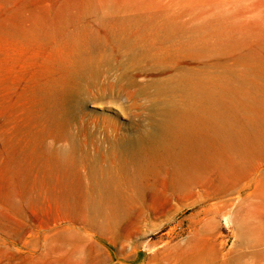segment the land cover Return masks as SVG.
Masks as SVG:
<instances>
[{"label": "rangeland", "instance_id": "rangeland-1", "mask_svg": "<svg viewBox=\"0 0 264 264\" xmlns=\"http://www.w3.org/2000/svg\"><path fill=\"white\" fill-rule=\"evenodd\" d=\"M85 41L99 59L54 100L67 63L58 52L72 60ZM182 75L236 111L228 146L207 148L189 193L173 162L154 175L135 157L158 87ZM227 84L236 93H222ZM256 95L264 0H0V264H264Z\"/></svg>", "mask_w": 264, "mask_h": 264}, {"label": "bare ground", "instance_id": "bare-ground-1", "mask_svg": "<svg viewBox=\"0 0 264 264\" xmlns=\"http://www.w3.org/2000/svg\"><path fill=\"white\" fill-rule=\"evenodd\" d=\"M149 23L150 22H148V24ZM146 27L149 26L146 24ZM163 28L161 27V29ZM147 29L149 30L150 28ZM157 30L158 32L160 31L159 29H156V31ZM118 31L121 32V40L125 41L128 39L129 33L127 32V35L125 28L121 27ZM86 32L90 31H85V33ZM144 32H146V30ZM147 32L149 34L150 31ZM173 32L177 33L176 30ZM136 33H138V31ZM159 33H161V31ZM172 33L171 35L175 34ZM82 34L84 33L82 32ZM146 35H140L141 41L146 40ZM151 36L150 38H153V36ZM71 39H69V41ZM146 41H148V39ZM193 42L194 40L190 41V44H194ZM87 44L88 43L85 41L84 48L74 51L75 58L72 60L68 58V51L62 50L58 52L59 56L67 60V63L64 75L58 82L53 94L54 100L63 99L68 94L77 91L78 86L74 82L77 78L76 76L80 75L88 66L91 67L93 62L99 59L97 54V56L95 55L94 57L93 55H89L90 49L87 47ZM152 44L153 43L148 44L149 49L153 47ZM144 45L147 46L146 43ZM171 48L172 47L165 51L166 55L169 57L172 56L174 54L173 51H175ZM82 56H84V58ZM138 57V53H132V60ZM83 65H85V67H83ZM177 81H179L176 82L178 84H174V86L165 84L158 87L159 97L153 109V127L149 134L142 136L141 140L135 145V157L138 159L140 167H142L141 172L144 173L148 171L154 175L159 173L164 163L173 162L178 168L175 180L176 188L184 191L186 190L187 193H189L192 186L196 184L203 175L201 161L206 159L207 166L210 163V157H204L207 148L214 145L221 151L226 148V145L228 146L226 143H229V136H233V129L227 125L225 119L235 114L236 111L229 104L221 102L222 104L220 103V105L218 101H214L213 97H209L204 93L203 90L209 88V83L194 80L186 76L179 77ZM199 87L202 88L198 89ZM221 92L225 94L232 92L236 93L229 84L224 85L221 88ZM252 101V105L255 107L264 105V100L259 95L253 96ZM219 105L218 111H214V107H218ZM235 145L237 147L242 146L240 141L236 142ZM250 145L256 146V144ZM213 209V205H211V207L204 208L202 213L209 217Z\"/></svg>", "mask_w": 264, "mask_h": 264}]
</instances>
